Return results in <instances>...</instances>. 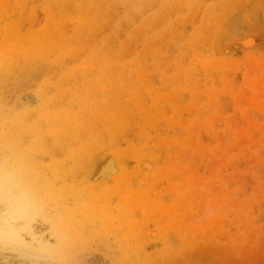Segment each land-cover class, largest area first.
Segmentation results:
<instances>
[{
  "label": "rangeland",
  "instance_id": "374dc122",
  "mask_svg": "<svg viewBox=\"0 0 264 264\" xmlns=\"http://www.w3.org/2000/svg\"><path fill=\"white\" fill-rule=\"evenodd\" d=\"M0 54V264H264V0H0Z\"/></svg>",
  "mask_w": 264,
  "mask_h": 264
},
{
  "label": "bare ground",
  "instance_id": "6f19581e",
  "mask_svg": "<svg viewBox=\"0 0 264 264\" xmlns=\"http://www.w3.org/2000/svg\"><path fill=\"white\" fill-rule=\"evenodd\" d=\"M76 18V17H75ZM38 19V18H37ZM38 21V20H37ZM74 21V20H73ZM82 21V20H81ZM77 22V21H76ZM84 23V22H83ZM42 26V25H41ZM44 26V25H43ZM41 28V27H40ZM34 29H32V31H33ZM42 31V30H41ZM27 35V34H26ZM32 42H34V41H32ZM31 42V43H32ZM251 42V41H250ZM4 43V42H3ZM16 43H20V42H16ZM15 43V44H16ZM14 44V45H15ZM50 44V43H49ZM48 44V45H49ZM20 45H22V44H20ZM20 45L18 46V44H16V46H18V47H20ZM16 46L14 47V49L16 48ZM10 47V46H9ZM21 48V47H20ZM39 48V47H38ZM9 49V48H8ZM22 49V48H21ZM31 49H33V48H31ZM31 49H28V51L27 52H30L29 50H31ZM11 50H12V47H11ZM11 50H8V51H11ZM24 52H26V50H24V49H22ZM23 51H21L22 53H24ZM5 53L7 52V51H4ZM5 53H3V54H5ZM7 54V53H6ZM1 55V54H0ZM41 55H43V54H41ZM42 57V56H41ZM11 60V59H10ZM10 60H8V62L10 61ZM45 66V65H44ZM104 68V67H103ZM130 85V84H129ZM75 87V86H74ZM129 92V91H128ZM1 97V96H0ZM1 99V98H0ZM82 110V109H81ZM11 111V110H10ZM1 114V113H0ZM10 114V113H9ZM7 115V114H6ZM16 115V114H15ZM19 115V114H18ZM57 116H58V114H56ZM11 116V115H10ZM12 117V116H11ZM15 117V116H14ZM16 118V117H15ZM18 118V117H17ZM78 119V118H77ZM15 120V119H14ZM21 122V121H20ZM76 126V125H75ZM78 126V125H77ZM30 128V127H29ZM61 129V128H60ZM60 129L58 130V131H60ZM69 130V129H68ZM85 132V131H84ZM6 133V132H5ZM172 148V147H171ZM56 152V151H55ZM10 156H11V154H10ZM26 159V158H25ZM13 160H14V158H13ZM7 161V160H6ZM17 161V160H16ZM25 161V160H24ZM8 164V163H7ZM19 166V165H18ZM34 167V166H33ZM37 167V166H36ZM19 168H21L20 166H19ZM22 169V168H21ZM26 173V172H25ZM10 175H12L11 173H9ZM63 174V173H62ZM25 176H27L26 174H24ZM14 176V175H13ZM7 178V177H6ZM22 178V177H21ZM30 178V177H29ZM29 178H27V179H29ZM22 180V179H21ZM17 180H15V182H16ZM31 181V180H30ZM28 182H29V180H28ZM5 183V182H4ZM25 183V182H24ZM17 184H18V182H17ZM30 184H31V182H30ZM23 186V185H22ZM22 188V187H21ZM34 189V188H33ZM9 196V195H8ZM19 197V196H18ZM23 209V208H22ZM13 212V211H12ZM6 213V212H5ZM4 214V213H3ZM0 215H1V213H0ZM14 215V214H13ZM12 216V215H11ZM16 216H18V215H16ZM15 215H14V217H16ZM6 217V216H5ZM9 218H11V217H9ZM22 219H20V218H15V220H17V221H15L13 218H11V219H6V220H4V221H1L0 222V237L1 238H3L4 236L5 237H8V239L12 242H18V243H22V244H29L28 243V240H29V235L32 233L31 232V229L29 228V226L27 225V226H24L25 224H26V222H28V221H30L29 220V218L28 217H21ZM5 219V218H4ZM51 228V227H50ZM53 230V229H52ZM34 231V230H33ZM54 231H56V230H54ZM53 232V231H52ZM36 233V232H35ZM52 235L54 236V237H56V240L58 241V243L60 244L62 241H63V237H64V235H60V234H58L57 232L56 233H52ZM41 236V235H40ZM63 236V237H62ZM42 237V236H41ZM13 239H16V240H13ZM35 239V238H34ZM41 241V240H40ZM14 242V243H15ZM44 242V241H43ZM71 242V241H70ZM49 244V243H48ZM66 244V243H65ZM65 244H64V246H65ZM21 246V245H20ZM57 246H59L58 244H57ZM24 247H26V245H24ZM50 247V246H49ZM53 249V248H52ZM63 249V248H62ZM6 254H11V255H14V257H17V258H19L20 259V261L22 262V263H27L28 261H31V258H33V256H32V254L31 253H29V252H26L25 250H24V252L23 251H21L20 249H18V248H16V247H10V246H7L6 247V250L4 251ZM54 252V251H53ZM61 253V252H60Z\"/></svg>",
  "mask_w": 264,
  "mask_h": 264
}]
</instances>
